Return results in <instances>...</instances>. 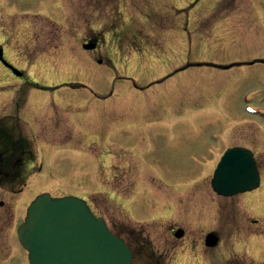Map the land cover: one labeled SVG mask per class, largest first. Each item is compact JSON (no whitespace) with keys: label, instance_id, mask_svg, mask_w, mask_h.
Masks as SVG:
<instances>
[{"label":"rangeland","instance_id":"1","mask_svg":"<svg viewBox=\"0 0 264 264\" xmlns=\"http://www.w3.org/2000/svg\"><path fill=\"white\" fill-rule=\"evenodd\" d=\"M88 1L65 0L61 10L52 4L47 6L46 0H0V41H4L9 60L17 66L25 67L24 74L29 75H27L29 81L55 88L54 85H59L66 79L83 82L87 86L74 88L63 85L53 90L35 87L32 86V82L23 83V80L0 64V118L20 111L25 120L21 126L25 134L24 142L29 141L34 147L39 145L37 154L45 161L41 175L59 182L61 180L75 182L69 184L61 181L60 189L55 183L45 182L39 184L41 189H50L56 194L73 192L94 199L96 211L103 215L109 224L111 222L124 226L142 224L145 227L152 222L147 218L163 216L153 221L158 226L163 225L160 230L157 228L155 237L169 239L167 228L163 230L164 226L177 218L174 217L172 220L169 217L164 218L162 214L164 211L150 212L152 210L150 207L155 205L158 207L157 199L161 200L160 195L156 196L155 205L149 191L145 192V195H140L139 200L141 199L142 205L147 207L142 211V205L136 201L139 190L135 192L134 183L116 180L102 183L98 180L101 170L97 172L98 177H95V180H89L81 167L87 166L89 162L83 153H93L103 164L107 144L100 138L108 136L111 129L123 127L124 115L126 120L134 115L127 114L130 105L141 108V104L146 100L150 109H147L146 116L142 117V113L136 116L133 121L136 127L156 121L151 127L164 128L165 132H170V128L177 130L173 143L196 144L199 142L198 136L210 132V128L237 125V128L231 127L230 135L222 141L218 153L220 154L221 149L227 144L235 142L234 134L240 136L236 142L255 145L254 142L258 141L262 145H255L258 148L257 152L264 153V0H219L216 5V0H157L154 9L167 14L169 20L173 21L172 26L166 23L165 29L169 31L171 39L179 40L181 48L178 44H173V41L167 43L165 49L156 50L151 56L146 55L143 63L147 64L144 67L117 63L118 66L113 69L97 67L83 72L84 68L77 66L83 64L80 63L82 60L77 58L80 55L76 54L75 48L76 37L89 28L85 17ZM142 5L146 8L145 4ZM3 6L7 7L5 13L11 12V16L5 15ZM28 12H36V15L28 17L29 28L27 22L23 21ZM134 13L138 14L136 11ZM46 14L55 20L54 24L51 20L48 21ZM91 25L98 29L104 28L102 19L93 20ZM52 26L56 27V38L51 33ZM27 56L33 58V62H30ZM131 56L121 54L120 58ZM128 60L126 59V62ZM140 62L142 61L139 57L133 60L134 64ZM185 65L186 69L168 77L164 83L147 87L152 80L161 79ZM119 73L147 88L137 89L130 79L117 78ZM18 86L22 87L17 89L24 94L22 95L20 91L15 97L14 93ZM24 99H27L25 106H22L25 109H18L17 100L22 102ZM166 103V111L163 110L161 113ZM47 106L50 110L45 117L43 108ZM151 111L152 116L149 115ZM82 115H84L82 120L86 118L83 123L78 120ZM34 116H38L35 119V127ZM63 118L72 120L70 123L76 128L75 135L72 124ZM129 125L125 127L129 132L137 130L133 125ZM95 132L98 136L93 135ZM68 136L71 138L63 145L54 144L46 147L48 143L42 140L63 143ZM208 136L207 134L204 144L208 143ZM97 137L98 144L91 145ZM157 142L161 147L165 141L160 138ZM114 145L107 149L109 151L107 165H111V169L115 168L117 171V165L120 164L117 161L120 159L116 157L114 150L117 151L116 148L119 147ZM125 152L128 154L130 148L127 147ZM91 167L96 170L98 165L92 163ZM191 175L195 176L197 172ZM194 180L196 179L193 178L192 182L186 185L184 193L178 194L183 197L179 204L169 201L171 208L177 203L188 213L194 214V217L187 221L189 226H186V236L178 240V243H183L186 239H202L206 230H215L217 225H221L217 230H220L223 239L251 238V230L245 225V216L238 217L236 223L229 219L218 221L214 219L216 205L211 200L201 199L193 204L192 201L197 195L196 189L191 187ZM195 186L197 188L198 184ZM132 197L133 201H136V206H140L137 212L129 209L128 211L119 204V201H122L123 204L129 203L132 206L129 200ZM239 206L242 207L241 204ZM255 206L261 209H257V212L264 211V203L249 205L250 216L258 217L263 222L264 213L253 211ZM262 227L264 228V225ZM178 250L180 258L184 253L181 248ZM20 254L21 252L18 253ZM22 254L24 256L17 259L14 264H28L25 252Z\"/></svg>","mask_w":264,"mask_h":264},{"label":"flooded vegetation","instance_id":"2","mask_svg":"<svg viewBox=\"0 0 264 264\" xmlns=\"http://www.w3.org/2000/svg\"><path fill=\"white\" fill-rule=\"evenodd\" d=\"M130 1L89 0L87 2L85 17L89 28L76 37L78 49L86 55L85 63L87 66L94 62L108 65L112 61L110 54L124 52L125 47L122 45H126V43L135 45L134 49L139 50L142 47H139L138 44H142L143 41L146 43L156 42V39L150 37L141 38L144 33L142 30L138 31L139 33L125 31V11L121 7H124V5L127 7ZM143 1L147 5L151 4L149 0ZM132 13L129 17L133 15ZM145 18L150 25L153 22L157 23V15L153 13V10L151 14H146ZM95 19L103 20L105 30L93 29L91 23ZM134 23L140 29L143 26L141 20H135ZM107 27L109 30L106 31ZM55 28V26H52L51 33L56 38L57 31ZM111 28L115 30H111ZM145 48L149 49L148 47ZM155 130L157 129H144L134 133H127L124 129L120 130L116 134L117 143L120 147L118 154L120 164L117 165V174L115 173L116 169L112 168V174L105 176L107 180L130 181L138 185L141 184L140 191L144 195L145 192L149 191L154 205L156 196L160 195L161 200L157 199L158 207L156 208V205L150 207L152 209L150 212L164 211L162 213L164 217H169L171 220L174 217L177 218L174 222L170 221L167 226H164L163 230L167 228L166 232L170 236L169 239H157L155 237L158 229L163 228V225L158 226L154 222H150L145 227L142 224L137 226L111 225L113 231L123 237L133 250V264H181L183 258L181 260L176 258L177 252H179L178 248L183 251L184 258L189 256L184 264H264V242L260 241L264 240L261 239V237H264V228L262 227L264 221L261 222L260 218L250 216L249 211V205L254 206L255 204L264 203V189L262 188L264 182L252 191L232 196L221 195L214 190L211 183L216 164L221 156L218 153L221 145L220 133H210L206 144L203 143L205 134L199 136V142L196 144H188V142L176 144L173 143V136L176 133H161ZM7 135L9 138L8 149L11 151L6 153L5 159L0 160V195L2 196L0 198L1 264L11 263L21 258L22 253L25 252L19 243L18 228L30 202L28 182L30 179L34 181L36 178L38 179L37 174L41 173L40 171L43 169L42 166L38 167L36 161L23 158L26 143H21L20 140L13 139L9 134ZM160 138L165 141L161 147L157 142ZM233 145L236 144L230 146ZM127 147L130 148L128 154L125 152ZM256 160L259 166L264 164V153L258 155ZM194 172H197V175H191ZM193 178L196 180L193 181L191 187L196 189L195 184L200 185L197 186L199 197H196L194 202L201 199L211 200L216 205L213 213L214 219L218 221L229 219L235 222L238 217L245 216V225L251 230V238L236 239L229 237L223 239L220 230H217L221 225H217L215 230H207L202 239H186L187 241L178 243V240H182L186 236V226H189L187 221L194 217V214L188 213L187 210L182 208L183 206H178V202L183 198L178 194L184 193L186 185L190 184ZM144 183L147 185L144 186ZM165 187L168 189H165ZM187 188L189 189V186ZM260 193L261 195L257 196ZM138 201L142 205L141 199ZM169 201L178 204L174 203L173 208H171ZM259 201L261 202L258 203ZM240 204L242 207L239 206ZM139 207L135 206L132 210L139 211ZM141 208L143 211L147 207L142 205ZM261 208L263 209V206ZM161 217L163 216L152 217L151 219L156 221ZM254 224L256 227H253ZM211 231H215L220 237L218 243L214 246L207 244L206 236ZM20 252L21 254L18 255Z\"/></svg>","mask_w":264,"mask_h":264},{"label":"water","instance_id":"3","mask_svg":"<svg viewBox=\"0 0 264 264\" xmlns=\"http://www.w3.org/2000/svg\"><path fill=\"white\" fill-rule=\"evenodd\" d=\"M235 158L239 161L232 165ZM257 183L251 152L244 155L240 148L230 149L216 171L217 189L232 194ZM20 235L30 251L31 264H131L132 253L124 241L76 196L44 193L37 197L28 209Z\"/></svg>","mask_w":264,"mask_h":264},{"label":"bare ground","instance_id":"4","mask_svg":"<svg viewBox=\"0 0 264 264\" xmlns=\"http://www.w3.org/2000/svg\"><path fill=\"white\" fill-rule=\"evenodd\" d=\"M83 116H84V115H82L81 118H82ZM85 120H86V118H85Z\"/></svg>","mask_w":264,"mask_h":264}]
</instances>
